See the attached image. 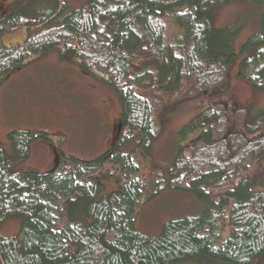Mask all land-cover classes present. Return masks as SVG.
<instances>
[{"label": "trees", "instance_id": "trees-1", "mask_svg": "<svg viewBox=\"0 0 264 264\" xmlns=\"http://www.w3.org/2000/svg\"><path fill=\"white\" fill-rule=\"evenodd\" d=\"M230 1L87 0L67 12L63 0H52L48 10L0 17V81L58 50L122 103L114 144L93 158L60 152L48 170H22L33 144L52 142L55 133L12 129L11 152L0 140V226L19 224L14 234L0 233V264L264 261V183L243 173L264 155V112L253 115V104L229 110L211 98L178 131L169 172L145 167L166 110L226 84L237 54L239 76L264 90V14L237 53V31L216 26L210 16ZM21 27L35 32L5 47L2 36ZM166 189L195 195L201 211L169 219L152 235L136 221ZM226 222L232 229L221 240Z\"/></svg>", "mask_w": 264, "mask_h": 264}, {"label": "rangeland", "instance_id": "rangeland-1", "mask_svg": "<svg viewBox=\"0 0 264 264\" xmlns=\"http://www.w3.org/2000/svg\"><path fill=\"white\" fill-rule=\"evenodd\" d=\"M51 1L0 0V17L14 10L31 13L42 8L48 10L52 5ZM86 1L63 0L67 12L79 8ZM263 14L264 3L258 4L254 0H232L210 9V16L216 26H227L237 31L232 41L237 53L246 38L259 30ZM34 32V29L21 27L4 34L1 42L10 48L22 43ZM240 59L241 55L237 54L229 70V80L218 86L210 96L199 95L180 100L166 110L163 115V130L151 144L150 156L146 159L148 165L145 167L157 169L164 175L169 172L177 147L178 131L203 110L211 98L225 102L229 110L243 102V105L253 104V115L264 112V90L256 92L239 76ZM121 114L122 103L118 94L104 82L91 76L79 64L63 58L58 50L49 51L28 64L13 69L0 81V140L8 152L12 148L7 133L12 129L55 133L52 142L37 141L33 144L30 156L18 166L22 170L30 167L40 171L48 170L56 163L60 152L82 158L97 156L114 144L116 125ZM57 139H63L60 145H57ZM186 145L187 143L184 144ZM107 169L104 167L102 171ZM243 173L251 177L256 174L264 183V155ZM109 183H112L110 188H116L114 178L109 179ZM103 190L107 192L110 189L106 187ZM209 192L212 196L220 193L218 190ZM200 211L201 205L195 195L166 189L143 206L136 225L154 235L161 230L165 221L186 215L194 216ZM18 227L16 221L9 220L0 226V233L14 234ZM231 229L226 222L221 240L229 235Z\"/></svg>", "mask_w": 264, "mask_h": 264}, {"label": "crops", "instance_id": "crops-1", "mask_svg": "<svg viewBox=\"0 0 264 264\" xmlns=\"http://www.w3.org/2000/svg\"><path fill=\"white\" fill-rule=\"evenodd\" d=\"M206 105H207V103H206ZM236 105H237L236 107L241 106V105H243V102L237 103Z\"/></svg>", "mask_w": 264, "mask_h": 264}]
</instances>
